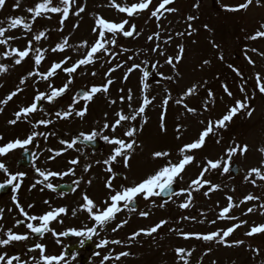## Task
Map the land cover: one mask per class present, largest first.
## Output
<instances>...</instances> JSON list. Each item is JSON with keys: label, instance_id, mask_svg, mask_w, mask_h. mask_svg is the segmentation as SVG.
I'll return each mask as SVG.
<instances>
[{"label": "snow or ice", "instance_id": "snow-or-ice-1", "mask_svg": "<svg viewBox=\"0 0 264 264\" xmlns=\"http://www.w3.org/2000/svg\"><path fill=\"white\" fill-rule=\"evenodd\" d=\"M22 0H15L14 7L19 8ZM175 0H160V2L153 9L151 6L153 5V0H138V2L128 4L127 0H108L107 4L97 5V7H107L114 8L119 13L126 14L127 18L122 19L119 22L110 21L108 19L95 15V27L93 28V33L96 35L97 39L89 45L87 40L81 42L78 46H73L69 43L67 37L62 39V42L57 43L55 47H52L50 50L53 53L60 52L63 53L66 48H72L74 51H79L80 48L86 49L85 52L82 53V58L75 60L69 65V61H71V56H64L61 60L57 62L51 63V65L47 68V70L41 72L39 71V67L42 61L45 59V53L49 51V49L41 50L39 47H36V42L41 41V39H47L46 31L37 30L33 32V24H35L37 18H46L51 19L48 15L49 13L60 14V18L58 23L63 25L64 21L68 19L70 11L76 17H80L82 13L86 11L87 8V0H38L32 7H28L26 11L30 13V17L26 18L24 16H15V17H7L5 20H0V46H4L6 50L0 51V56L4 58H10L12 60V66L20 65L26 58L30 57L31 53V62L32 67L28 70V72L22 76L19 80V83L15 90L9 92L3 99H0V105L6 106L10 101L13 100L19 93L25 91V88L22 87L26 84V82L31 78L34 84H38L43 81L47 83L48 90L41 92L39 89H34L35 95L33 97L30 105L19 108L18 111L14 113V118L7 121L8 125L16 126L18 123H27L29 125L30 131L27 133L24 138L17 137L13 140L8 141L0 145V175L5 177L3 182H0V190H3L7 185H10L13 190V195L11 197L15 208L18 210L20 216L23 219H16L13 228L24 226L28 230L24 234H16L13 232L12 228H8L5 230L4 225L0 224V232H4V236L6 238H0V248H4L6 246L12 245L14 242H26L31 237H35L38 242H36L31 247H27V251L25 255L29 257L27 260H21L20 255H9L6 251H0V264H70V261L65 259L66 252L62 251L60 255H52L46 254V244L39 242L44 238L45 234L50 233L54 242L59 246L61 241L59 237H67L69 236V231H61L57 233L55 228L50 227V222L63 223L62 219H58L61 214H67L68 209L66 206L60 207H52L51 203L48 200H45L44 203L49 206L48 211L42 214H30L29 211H26L25 208L20 204L19 201V190L21 189L22 182L24 178L27 176V173L17 171L15 173L9 170V167L5 163V157L9 155H15L17 150L21 151V158H23L24 154H30L33 159L32 168L34 173L38 174V176L42 179H36L30 186L29 191L31 192L34 189H37L39 185V191L43 192L46 189L56 192L57 186H54L53 183L49 181V177H65L69 175H75V167L79 165V159L73 158L68 161V169L67 171H50L44 170L41 167H38L35 163L36 160H39L40 156L43 155L41 151L39 155L36 152H33L32 149H39V144L37 142L39 137H42L45 141L48 140L49 136L55 137V132H40L37 131L41 125L47 127L48 125H52L55 123L54 120L49 118V113L44 110L43 104L47 102L49 105H52L58 98L64 96L69 92L70 86L74 82V77L79 74L84 73V66L94 65L98 59L106 58L107 63H111L112 59H116L120 53L128 52V48L121 47L119 44L120 38H132L134 36H138L141 33L137 29V25L135 23H130L132 19H139L140 15L145 12L148 13L147 21H152L153 18L158 22L161 17L164 16L165 13H173L176 12L177 9L175 7H168V5L174 4ZM6 5V0H0V10H3ZM253 5V0H243L242 3L237 5H223V10L228 12H240L247 11L250 6ZM255 5L257 7H264V0H255ZM194 7H199V0L194 5ZM188 27L185 32H177L176 36H184L191 35L192 32L196 31L191 24V21L197 19V17L189 15L187 16ZM5 23L7 26L5 27ZM127 26V27H126ZM74 27H79L78 24L74 25ZM159 28V25L157 24ZM207 28V25L204 26ZM23 29V34L21 36L8 35L9 32L16 29ZM62 31L61 29H58ZM27 33H32V39L27 41L26 46L23 50L18 47H13L12 42L25 38ZM107 34V35H106ZM161 33L160 31L154 32L152 35L147 37L148 41H159ZM249 40L256 41L259 39H264V23H261L258 29L254 34L249 35L247 37ZM173 39L172 35L169 34L167 39L163 41L164 44L170 43ZM213 43V47H219L218 45ZM113 46L119 49V52L113 50ZM143 51V50H141ZM153 52H159L160 55H165L164 49L161 47L160 43H154L152 47ZM249 50H245V58L248 63L252 66H255V62L247 55ZM250 51L256 53L261 58H264V52H260L257 48H252ZM184 53V45H178L177 55L167 56L165 63L171 66L174 70H176V65L182 61ZM139 55V52L136 53ZM223 55L219 56V59L223 60ZM129 60L134 59V56H129ZM143 63H148V61H144ZM159 62L157 61V64ZM210 61H203V65H208ZM123 65L117 63L114 67L108 69L105 73L106 82L102 85H93L91 88H84L82 91L76 92L75 95L72 96V102L68 105L66 109L63 111H55L54 115L59 120H68L73 116L84 118L88 112V103L92 102L94 97L97 94H105L107 95L109 92V87L114 83L111 78V73L115 72L118 68ZM232 68L233 72L236 74L238 78H240L241 83L237 86L239 92L242 94L243 98H236L233 91H231V87L227 83H223L221 85L222 91L229 98L234 100L232 105L226 107V111L220 115L219 118L213 120L208 119L207 123L204 120H199L201 125H204L203 129L199 131L197 137L191 142L184 143L182 146L178 148L177 155L179 159L173 161L172 153L170 150H153L150 153V158L152 161H163L157 168L152 169L149 172H145L138 181H133L131 184L127 182V177H123L124 183L119 186L114 185V181L118 178L119 173L114 170L116 165H122L123 168L130 170L131 169V161L134 159L135 153L137 149H143V145L139 142L137 137L138 129L135 126L129 127L125 129L122 136H117L118 128H122L125 122L136 121L138 117L147 122V117L144 115L145 110L149 107L152 102L156 99L155 95H151L148 93V89L150 85L147 83L150 72L149 70H142V92L144 93L142 96V100L138 101V107L132 108V92L131 89L128 91L127 100L129 101L128 108L130 109L129 114H125L123 109L116 112V119L111 124L105 122L102 125L104 130H107L111 133V138L109 135H103L102 132H98L96 130L91 131L88 134L84 132H80L78 137L73 138L71 141L60 139L59 143L62 146L59 150H54L52 148H46L45 151L49 153L47 159L50 162H57L58 158H60L65 152L70 149H73L77 144L78 140L82 138L84 141H94L98 136H100L104 141H106L109 145L112 146V152L108 155V157L102 161V163L106 166L104 171L107 173L104 180V188L107 191V195L105 198L101 199L99 203H97L94 199L90 198L86 193H82V203L78 208H73L71 210V215L76 216L77 212L80 210H84L87 212L89 219L93 222L95 226L87 228L86 231L81 230H70L71 234L77 237H85L88 240H91L93 236H98L100 231H106L107 225L109 223L115 222L116 216L118 213L123 211L133 212L135 213L139 208V201L143 200L145 204H150L153 207H159L161 209L165 208L173 198H179L180 196H185V200L178 205L181 209H189L194 204V193L200 192L203 190V194L205 197L209 196L210 191L219 190L220 185L213 184L210 179L206 178V174H230V166L233 162L234 157L237 155L244 156L248 152V145L237 143L235 140L224 150V153L216 158L208 159L206 157L200 158L196 155L197 152L202 151L209 139H214L217 145L221 144L222 136L221 133L226 130L232 123H234V118L238 115L243 114L246 118H251L253 113L255 112V108L251 106V101L254 98L252 95L246 91V86L248 81L244 78L243 73L240 69L229 65ZM133 69H141L140 64H133L131 68L128 69V72H131ZM79 70V72H78ZM9 71V65L0 63V76L4 75ZM59 72H63L67 74L68 79L63 83L60 87H55L52 83V78L59 75ZM99 73L92 72L91 75L93 77L97 76ZM160 75H163L162 73ZM176 75L179 76V72H176ZM38 78V79H37ZM124 79H127V74ZM165 79L172 81L175 79L173 76L165 77ZM253 88L254 90L258 89L260 94H264V77H262L261 73L257 72L253 76ZM159 83V82H158ZM206 84V82H204ZM202 89V84H192L186 90L183 91L182 94H178L177 98H173L168 89H165V97L161 101V115H160V131L162 133L167 132L165 116L167 112V106L169 102L172 101L176 105H180L184 108L185 112L191 114L192 116H198V110L194 107H189V105L185 102L187 99L198 96L200 90ZM206 92V96L202 99L200 103V110L202 112H209L215 110V105L217 99L219 97L212 91L210 88L203 89ZM121 93L123 89L119 90ZM120 101L123 102L125 97L121 95L119 97ZM81 100L85 101V103L77 109L76 105L81 102ZM116 100H110L109 103L116 104ZM4 107H0V114H3ZM38 112H42L43 116L38 121L33 122L29 117L31 114H36ZM107 115V114H105ZM23 118V119H22ZM186 129L183 125H178L175 128V132L177 133L176 139L180 140L184 134ZM4 137L0 135V141H2ZM66 145V147H64ZM262 156H264V145L257 149ZM101 161H96V164H100ZM92 167L90 163L85 164L84 172H88ZM190 167H199L200 171L198 175L191 179L186 188H180L179 191L174 190V185H179L184 182V174L186 170ZM257 178L264 182V160L261 161L258 167L250 168L246 175L245 180L256 185ZM83 180V178H81ZM92 180H83V183L91 186ZM73 183L79 187L81 183L80 180L74 181ZM207 186V187H206ZM72 192L76 191V188L71 189ZM61 196L64 195L63 192L60 193ZM167 196L168 199L163 200L161 203L157 204L155 198ZM228 204L223 207L220 212L217 214V220L224 221H239L238 223H233L231 227L226 229H218L211 233L203 234V233H188L182 230L170 228L169 231L177 232L178 235L182 236L184 239L196 238L198 240L208 241V242H216L218 244H222L228 247H235L244 244L243 240H234L231 243L228 242L226 238L230 237L237 229H239L242 225L248 223L246 220H239V217L231 215L230 213L234 208H239L240 204L249 202V201H259L260 197L256 196L252 193L244 196L238 203L233 202L232 196L226 197ZM28 209L31 210L34 207V204H28ZM260 211L261 215H264V203H260L259 205H253V207H249L244 215ZM4 209L0 208V220L4 218ZM9 212L12 209H8ZM140 217L147 218L150 215V211L140 210L138 212ZM201 215H205L203 212ZM181 220H192L195 221V216H181ZM217 220L210 221L211 224H216ZM33 221L38 222V226H34ZM203 223L204 221H199ZM170 223L169 220H160L155 223L154 226L149 228H141L134 231L127 239L130 242H134L141 235L144 236H153V234L158 233V230L162 229L165 225ZM128 224V220H121L116 224L115 227L111 229V232L115 233L119 231L121 228ZM256 234H264V224L254 225L250 228L249 231L245 233L246 236L252 237ZM80 245L83 247L85 240L81 239L79 241ZM123 241L119 239L109 240L107 238L100 239L96 248H106L109 244L119 245L122 244ZM250 250L256 255L259 254V248H251ZM39 252V256H33L32 253ZM195 249L186 250L185 248H177L175 252L177 253L178 260L182 262V264H190V258L192 257ZM212 251L211 248H208L204 255L209 254ZM95 256H100V252L96 251L94 253ZM132 255V253L128 251H122L116 254L114 257L111 252L105 254L100 261V264H105L106 261H120L122 257H128ZM72 260L76 259L75 255H72ZM202 257L198 260V264H201ZM215 264V261L213 262Z\"/></svg>", "mask_w": 264, "mask_h": 264}, {"label": "rangeland", "instance_id": "rangeland-1", "mask_svg": "<svg viewBox=\"0 0 264 264\" xmlns=\"http://www.w3.org/2000/svg\"><path fill=\"white\" fill-rule=\"evenodd\" d=\"M32 1V0H31ZM106 1V3H104ZM158 1V0H153ZM160 1V0H159ZM158 1V2H159ZM224 4H236L238 3V0H221ZM255 1V0H254ZM10 3V0H6V4ZM34 2H38V0H34ZM55 2V1H54ZM138 2V0H128V4H132ZM108 0H87V8L84 13L80 15V17H76L72 14L70 11L68 19H66L63 23V25H60L58 23L60 14H53L49 13L48 15L51 17V19L46 18H37L35 24L33 25V32H36L37 30L40 31H46L47 39H41V41L36 42L35 46L39 47L41 50L43 49H49L47 53H45V59L42 61L39 71L43 72L47 70V68L51 65L53 62H57L61 60L64 56H71V61H69L70 66L72 62L75 60L82 58V53L86 51V49L80 48L79 51H74L72 48H66L63 53L51 52V48L55 47L57 43L62 42V39L64 37H67L69 40V43L73 46H78L81 44L82 41L87 40L89 45H91L96 39V35L93 33V28L95 25V15L98 14L99 16H103L104 12H107L108 14H112L111 18L108 19L110 21H117L119 22L122 19H126V14L119 13L114 8H108L105 9V7H97V5H103L107 4ZM11 4H13V0H11ZM27 4L25 2H21L20 10H22V14L24 17L28 18L30 17V13L26 11L28 8L26 6ZM156 3L152 6L154 9ZM32 7V6H30ZM5 8V7H4ZM15 8V7H14ZM4 10V9H3ZM256 11H260L255 7V5H252L249 7L247 11H245V18L244 22L247 27H250L252 33H255L256 28H254V24H256ZM1 12V10H0ZM263 12V9L261 10ZM176 12L173 13H165L163 17L157 22L155 18H153L152 21H147V15L148 13L145 12L144 14L140 15L139 19H132L130 20V23H135L137 25L138 31L141 33L138 36H134L132 38H120L119 44L121 47L128 48V52L120 53L116 59H112L111 63L106 62V58H101L96 61L94 65H88L84 66V73L86 74H79L74 77L73 86L74 87H85V88H91L93 85H102L106 82V76L105 73L110 69L111 67H114L117 63L122 64L123 66L118 68L115 72L111 73V78L113 79L114 83L110 85L109 92L107 95L101 93L97 94L96 97H94L92 102L95 103L96 110H100V113L96 116L92 113L94 111V108H88V115H94L95 119L93 117H87L81 124L80 131L85 132L86 134L90 133L93 130H96L98 132H102L103 135H109L111 138V133L107 130H104L102 128V125L107 122L111 124L114 122L116 117V112L123 109L125 114H129L130 109L128 108L129 101L126 99L128 96V91L131 89L133 100H132V108L135 109L138 107V101L142 100L143 92V84H142V70L146 69V66L148 64H151L154 68L153 76L156 75L155 81L147 80V83L150 85L149 89L147 90L148 93H150L149 98H151V95H155L156 99L152 102V104L146 108L145 110V116L147 117V122H145L140 117L137 118L136 121H130L125 122L124 126L122 128H118L116 135L122 136L125 129L132 127V126H140V130L137 132V137L139 142L143 145V149H137L134 159L130 162L131 163V169H125L122 165H118L119 169L115 171H120L127 177V182L131 184L133 181H138L141 176L145 172H149L152 169L157 168L160 164L163 163V161H152L150 158V153L153 150H170L172 153V159L173 161H176L179 159V156L177 155L178 148L182 146L184 143L191 142V140L195 139L199 133L204 127V125H201L199 123V120H204L205 123H207L208 119H217L220 117L221 114L225 112V106L227 100H229V97L224 94L223 92L217 91L215 94L219 99H221V102L218 103L215 106V110L211 113L209 112H202L200 110V103L202 99L206 96V93L203 89L204 88H210L212 91H216L217 85H212V82H209L211 78H213L215 75L218 74L219 70L222 68L224 59H231L232 56H224L223 60L219 59V56L221 55L219 53V49L221 52L225 53L229 50V48L232 47L234 43H230V46L219 45V47H213V44H207V47L210 48V51L205 50V41H202L203 46L198 53V46L199 45H191L186 48L184 45V53H183V59L181 62H179L176 65V70H174L171 66L165 63V60L167 56H173L175 57L177 55L178 51V45L181 44H170L172 43L173 39L168 44H161L159 41H148L147 37L149 35H152L156 31H160L163 28L165 31V39H167V35L172 34L175 35L176 27L172 28L171 26H174L176 24ZM167 17V22L163 23L162 21ZM6 21V19H3ZM40 22L42 24L37 26V23ZM51 22V34L48 33L49 26L48 24ZM253 25H249V24ZM45 24V25H44ZM78 24L79 27H74V25ZM157 24L159 25V28L157 27ZM165 24V25H164ZM217 26L219 24H216ZM7 26V23L4 25ZM164 26V27H163ZM234 23L231 22L229 24V27L231 32L233 30ZM244 24L242 23V27ZM127 27V26H126ZM62 31H59L58 29H61ZM54 29V30H53ZM15 34V32H14ZM18 35H22V28L19 29ZM107 35V34H106ZM192 36H195L194 34ZM51 37V42L49 41V38ZM161 37V36H160ZM228 37H231L229 34ZM32 39V33H27L24 38V44L23 49L27 44L28 40ZM130 39H133L132 42H135L133 46H135L137 49L134 52L132 50V44L130 42ZM200 42V41H199ZM144 44L147 46V52L144 51L143 47ZM154 43H160L161 47L165 51V55H160L159 52H153L152 47ZM193 47V48H192ZM197 49H196V48ZM257 47L260 49V47L257 45ZM225 48V51H224ZM232 48L237 49V45L233 46ZM247 48L242 49V53L244 54V60H247L245 58V50ZM113 50L116 52H119V49L115 48L113 46ZM143 50V51H141ZM248 50V49H247ZM262 52H264V48L261 49ZM139 52V55H136V53ZM234 53V52H233ZM247 53H250L248 51ZM229 54V51L226 53ZM249 57L252 58L251 54H247ZM129 56H134V59L129 60ZM208 60L210 63L208 65H203V61ZM25 66L26 69H30L32 67L31 62V53L30 57L26 58L25 60ZM144 61H148V63H143ZM157 61L159 62L157 64ZM254 61V60H253ZM181 63V69L179 71V76L176 75L178 66ZM133 64H140L141 69H133L131 72H128V69L132 67ZM246 67L247 69L255 70L258 69L257 64L255 63V66H252L248 63V61L243 64V68ZM99 73L97 76L93 77L91 75L92 72ZM26 72V71H25ZM79 72V70H78ZM27 73V72H26ZM25 73V74H26ZM163 75H160V74ZM62 74V75H60ZM127 74V79L125 80L124 77ZM60 76H56L52 78V83L55 87H60L63 85L64 82L68 79L67 75L64 76L63 72H59ZM175 86L174 83H170L169 80L165 79V77L169 76H175ZM159 82V83H158ZM206 82V84L204 83ZM41 84L47 85L46 82L41 81ZM192 84H202V89L199 92L198 96L192 97L187 99L185 102L189 105V107L197 108L198 110V116H192L191 114H188L185 112L184 108L180 105H176L172 101L169 102V105L167 106V112L165 116V123L167 132L162 133L160 131L159 125H160V115H161V101L165 97V89H168L171 93L172 97L175 99L177 98L178 94H182L184 90H186L188 87H190ZM223 84L222 81H219V87L221 88V85ZM123 89V92L121 93L119 90ZM217 89V90H218ZM47 91V90H44ZM41 91V92H44ZM123 95L125 97V100L123 102L120 101L119 97ZM31 97V95H30ZM110 100H116V104L109 103ZM261 101V99L257 98L255 100L254 106L257 108L255 110H259L261 113L262 105L261 103L258 104ZM32 102V101H31ZM217 102V101H216ZM98 106V107H97ZM107 107L104 110V113L102 114L103 108ZM182 112V113H181ZM260 113L256 116H253L249 119L250 123L246 127H240L238 128L237 132L233 135H227L224 133V131L221 133L222 136V142L221 144L217 145L215 143L214 139H209L207 141L206 147L202 150L196 153V155L200 158H208L215 160L219 156H221L224 153V150L232 143L233 140H235L237 143L239 141L242 142L244 145H248V152L244 156L237 155L234 157L233 162H236L241 171L239 176L234 177L231 172L230 174H206V178L210 179L213 184L220 185L219 190L210 191L209 196L205 197L203 194V190L200 192L194 193V204L189 209H181L178 207L180 203H182L185 200V196H180L179 198H173V200L163 209L159 207H153L150 204H145L143 200L139 201V208L135 213L123 211L121 213H118L116 216L115 222L109 223L107 225V230H110V235L106 236L103 235V239L107 238L109 240L113 239H119L123 241L122 244L115 245V244H109L106 248L102 249L103 256L107 254L108 252H111L113 257L122 251H128L132 253V255L128 257H122L120 261H116L115 264H176L175 260L172 259V261H169V257L171 254L168 253V249L164 247L166 243L170 240L175 245V238L177 236H180L177 234V232L169 231L170 228L182 230L184 232L188 233H211L213 231H216L218 229H226L228 227H231L233 223H238L239 221H224V220H217V214L220 212V210L227 206L228 201L226 199L227 196L233 197V202L238 203L241 199H243L244 196L248 195L249 193H252L256 196L260 197L259 201H249L243 204H240L239 208H234L231 215H234L236 217H239V220H246L248 221L247 224L242 225L239 229H237L230 237L226 238L229 243H231L234 240H243L244 244L240 246L235 247H228L224 246L222 244H218L214 242L215 245L214 250L212 251V256L209 260H206V258L200 256V247L198 245L203 242V240H198L196 238H189V239H180V245L177 244L178 248H185L186 250L195 249V251L192 254V257L190 258V264H195L196 260L198 258H203L202 264H213L215 261V264H264V234H256L252 237H248L245 235L247 231L250 230V228L254 225L264 224V215H261L260 211H256L247 215H244L249 207H253V205H259L260 203H264V182L260 181L258 178L256 185H253L252 183L245 180V175L247 171L252 167H258L262 160H264V156L261 155V153L257 150L259 147L264 145V119L261 120ZM239 115L234 118V121L239 120ZM256 118H259L260 121H258ZM51 119L55 121L54 124L51 125L52 130H48L47 128L40 127V132H55L56 136L52 137L54 141H52V149H59L62 146L59 143V140L62 138V135L60 133L65 132H71L72 127H78L80 122H78L76 125L69 124L68 126L62 128L60 126L59 119H57L55 116ZM36 122V121H35ZM178 125H183L186 131H184L183 136L180 140H177L175 137L177 133L175 132V128ZM58 126V130L53 127ZM229 128V127H228ZM227 128V129H228ZM30 128L29 126H22V130L18 131V134L21 135L20 138H24V136L29 133ZM240 135L241 138H238L236 136ZM64 136V135H63ZM11 137V136H10ZM12 140L15 139L14 136L11 137ZM42 139V138H41ZM41 143V142H40ZM106 148L107 153L103 154V160H105L108 155L112 152V146L109 145L106 141ZM40 145V144H39ZM66 147V145L64 146ZM39 151H42L39 147ZM231 164V165H232ZM103 169L106 167L104 164ZM200 171L199 167H190L186 170V173L184 174V182L175 185L179 189L180 188H186L188 183L191 179H194ZM104 179L107 175V173L103 170ZM116 186H119L122 184L119 182V179H117ZM116 182V181H114ZM115 185V183H114ZM207 187V186H206ZM178 189V191H179ZM89 190V189H88ZM107 195L106 189H104V198ZM156 203L159 204L161 201L157 198H155ZM60 203H57L56 207H60ZM140 210H147L150 211V215L147 218L140 217L138 215V212ZM204 213L205 215H201V213ZM181 216H195L196 220H179V217ZM64 214H61L58 219L63 220ZM75 217H70V223L72 224V221H74ZM127 219L128 224L121 228L119 231L113 233L111 232V229L116 226L117 223H119L121 220ZM169 220L170 223L168 225H165L162 229L158 230V233L153 234V236H144L141 235L138 237L134 242L128 241V237L136 230L141 228H149L151 226H154L155 223L159 222L160 220ZM204 221L203 223H200L199 221ZM217 220L216 224H211L210 221ZM56 226L62 227L64 229H74L78 228V225L80 223L73 224L72 228L68 226H62L60 224L55 222ZM106 232V231H105ZM150 239V240H149ZM154 240L155 242L152 244L148 241ZM163 246V247H162ZM207 246V245H206ZM249 246L251 248H259L260 252L258 255L253 253ZM199 247V250L196 252L197 248ZM163 249H166V251H163ZM55 250V249H54ZM65 250V248H64ZM51 254L60 255V252H51ZM197 255H199L197 257ZM175 256V253H174ZM252 256V257H251ZM263 257V258H262ZM249 258V259H248ZM115 260L106 261L105 264H114ZM178 264H182L181 262Z\"/></svg>", "mask_w": 264, "mask_h": 264}, {"label": "flooded vegetation", "instance_id": "flooded-vegetation-1", "mask_svg": "<svg viewBox=\"0 0 264 264\" xmlns=\"http://www.w3.org/2000/svg\"><path fill=\"white\" fill-rule=\"evenodd\" d=\"M215 1V0H214ZM220 1V0H219ZM204 0H201V4L198 8L194 7L192 9L193 13H197V17H207L209 19H213L215 17L216 12H221L223 8L218 5L216 2L213 4L211 2V9H208V6L206 4H203ZM221 2V1H220ZM222 3V2H221ZM191 14V11L189 12ZM260 22L264 23V15L260 16ZM233 39L232 37H229ZM234 42V41H231ZM14 118V114L12 113L11 116L4 119L2 123H0V135L4 137V139L0 142H4L10 135L16 134L20 130L19 123L16 126L8 125L7 121ZM3 143H0L2 145ZM49 153L46 151L45 154L41 155L39 160H36L35 163L38 167H41L44 170H50L51 171V162L48 161ZM19 157H21V152L16 151L15 155H9L5 157V163L9 167V170L13 173L17 171L25 172L27 173V176L24 178L21 189L19 190V201L20 204L25 208L26 211H29L30 214H37L40 210H49V206L44 203L45 200H48L50 203L52 199L54 198V195L51 194L50 190H45L43 192L39 191V185L37 186V189L29 191V186L35 181L34 179V170L32 166L30 167H24L19 163ZM33 159L31 158V164ZM44 163V165H43ZM52 177H49V181L53 183L54 181L51 180ZM5 177L3 175H0V182H3ZM76 188L75 192L70 191L69 194H71L72 198L76 199L78 197H81L82 192L80 191L79 187H73ZM13 190L10 185H7L3 190H0V208H3L4 211V218L3 220H0V224L4 225L5 230L8 228H12L13 232L16 234H24L28 230L23 225L20 227L13 228V225L15 224L16 219H23L22 216L18 213V210L15 208V205L11 199L13 195ZM34 204V207L29 210L28 204ZM8 209H12L11 212L8 211ZM0 238H6L4 236V232H0ZM81 237H74V240H76L74 243L78 244V242L81 240ZM37 241V239L33 236L26 242H14L12 245L6 246L4 248H0V251H6L9 255H20L21 260H27L29 257L25 255L27 247H31L34 245ZM40 242V241H39ZM46 244L47 251H51V244L41 242ZM35 254H39L38 250L37 252H34ZM33 254V253H32ZM16 264V262H14Z\"/></svg>", "mask_w": 264, "mask_h": 264}]
</instances>
